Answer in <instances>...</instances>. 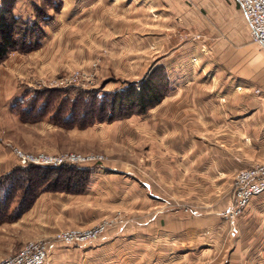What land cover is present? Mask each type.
Returning <instances> with one entry per match:
<instances>
[{
  "label": "rangeland",
  "instance_id": "obj_1",
  "mask_svg": "<svg viewBox=\"0 0 264 264\" xmlns=\"http://www.w3.org/2000/svg\"><path fill=\"white\" fill-rule=\"evenodd\" d=\"M63 1L17 0L15 10L22 20L17 26L19 40L40 45L28 53H12L24 60L0 67V79H4L0 81V261L31 241L47 243L50 239L73 246L58 242L57 233L85 229L71 226V216L65 212L68 204H58L57 211L51 204V209L38 214V201L45 194L52 203L56 195L84 194L88 173L72 183L66 181L68 174L62 168L25 173L16 149L28 154L95 157L93 165L117 163L121 155L140 165L139 171L154 170L153 130V136L142 131L143 140L138 143L102 135L129 132L126 128L94 129L114 122L142 121L144 116L145 121L154 122V108L143 115L128 111L127 106L112 110L114 94L153 79L160 93L166 94L162 104L172 91L169 73L179 77L183 92H189L200 88L199 75L209 76L217 63L224 64L218 73L225 83L230 79L225 63L237 61L247 46L251 45L255 57L264 54L242 28L232 31L238 41L229 38L233 42L229 43L219 21L232 29L236 15L224 0H210V4L205 0H154V10L144 0ZM182 81H186L183 87ZM15 93L30 96L17 102L12 113L8 104ZM251 93L258 99H239V104H264L260 90ZM180 95L163 105L181 101L184 95ZM110 112L116 121L109 122ZM113 218L124 220L125 214L115 211L94 225ZM64 223L70 226H55ZM46 230L54 233L47 235Z\"/></svg>",
  "mask_w": 264,
  "mask_h": 264
},
{
  "label": "crops",
  "instance_id": "obj_2",
  "mask_svg": "<svg viewBox=\"0 0 264 264\" xmlns=\"http://www.w3.org/2000/svg\"><path fill=\"white\" fill-rule=\"evenodd\" d=\"M144 1L151 2L149 9L154 10V0ZM224 1L236 15L232 29L218 20L229 43H233L230 39L238 41L232 35L234 29L246 30L249 37L241 5L236 0ZM247 47L237 61L225 63L230 78L225 83L218 73L223 63L215 64L216 71L211 70L209 76L200 74V88L189 92H183L179 77L169 73L173 86L166 100L180 94L184 99L166 106L164 100L152 107L154 122L145 121L144 116L142 121L94 127L129 129L102 135L138 143L143 140L142 131L146 136H153L154 131V170L139 171L140 165L119 155L117 163L87 167L92 173L84 194L56 195L53 203L50 195H42L38 214L51 209V204L56 211L58 204H68L65 212L71 216V226L78 228L91 227L118 210L125 214L122 224L95 243L64 246L49 239L48 264H264V194L255 197L236 221L224 218L233 203L236 174L264 164V104H239V99H258L251 93L257 89L264 95V54L255 57L251 45ZM12 53L0 67L24 60ZM14 96L8 104L12 113L26 95ZM186 96L191 98L188 103Z\"/></svg>",
  "mask_w": 264,
  "mask_h": 264
},
{
  "label": "built area",
  "instance_id": "obj_3",
  "mask_svg": "<svg viewBox=\"0 0 264 264\" xmlns=\"http://www.w3.org/2000/svg\"><path fill=\"white\" fill-rule=\"evenodd\" d=\"M242 7L249 23V39L264 49V0H236ZM78 78L74 79L77 81ZM73 81L66 83L71 85ZM20 166L54 167L77 166L96 161L95 157L80 155H50L47 153L28 154L16 149ZM80 162V163H79ZM91 165V164H90ZM233 203L226 214L230 222L240 218L251 201L264 194V164L239 171L233 181ZM122 218L103 221L90 228L68 229L57 233L56 240L66 245L80 246L99 241L111 228L122 224ZM49 251L45 241H31L15 255L0 264H48Z\"/></svg>",
  "mask_w": 264,
  "mask_h": 264
},
{
  "label": "trees",
  "instance_id": "obj_4",
  "mask_svg": "<svg viewBox=\"0 0 264 264\" xmlns=\"http://www.w3.org/2000/svg\"><path fill=\"white\" fill-rule=\"evenodd\" d=\"M17 0H0V64L8 57L12 52L28 53L39 48L40 42L37 45L32 46L31 40L20 41L19 33L17 32V26L22 21L14 13ZM60 5V4H59ZM61 8V5L58 6ZM30 96L27 94L26 98ZM166 94L160 93L159 86L154 83L153 79H149L146 82L133 84L127 90L114 94V101L112 110L124 109L127 106L128 111L137 112L138 114L147 113L152 107L158 105ZM99 97V98H98ZM100 99V96L97 95ZM101 99L104 101L103 96ZM24 102V101H23ZM115 105V107H114ZM23 110V109H22ZM109 122L116 121V115L110 112ZM113 116V117H112ZM78 166H62L54 169H65L67 172V182L72 183L74 178H83L88 173V178L92 173L91 169L78 168ZM25 173H35V170L39 172L45 171L46 168L52 167H39V166H26ZM35 171V172H34ZM45 174V173H44ZM80 175H83L82 177ZM80 182V181H79Z\"/></svg>",
  "mask_w": 264,
  "mask_h": 264
}]
</instances>
